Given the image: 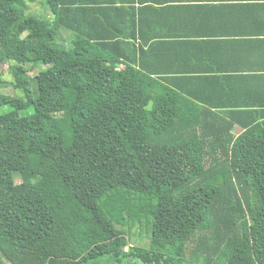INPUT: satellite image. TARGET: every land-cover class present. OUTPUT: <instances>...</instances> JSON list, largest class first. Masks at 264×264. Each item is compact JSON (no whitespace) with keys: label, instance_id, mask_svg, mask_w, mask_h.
Listing matches in <instances>:
<instances>
[{"label":"trees","instance_id":"16d2710c","mask_svg":"<svg viewBox=\"0 0 264 264\" xmlns=\"http://www.w3.org/2000/svg\"><path fill=\"white\" fill-rule=\"evenodd\" d=\"M42 1L49 23L0 0L24 94L0 93V264H264V93L221 65L224 31L198 32L206 7ZM149 210L153 247L130 246L115 223Z\"/></svg>","mask_w":264,"mask_h":264},{"label":"crops","instance_id":"0c3cea01","mask_svg":"<svg viewBox=\"0 0 264 264\" xmlns=\"http://www.w3.org/2000/svg\"><path fill=\"white\" fill-rule=\"evenodd\" d=\"M175 1H177L176 8L185 5L206 7L197 10L198 17L199 14H203L208 19L206 24L201 23L198 25V32L208 33L211 36H215V33L221 31L226 33V39L223 40H228V58H224L221 65L223 67L227 66L228 71L232 74L239 73L242 78L249 81L247 91L250 99L262 97L264 93V0H195L192 3L181 2V0ZM217 4L238 5L239 7L231 10L235 16L234 21L228 18L227 24L215 23L213 18L215 13L210 8ZM177 11L178 14L182 15V10L177 9ZM201 36L207 38V34ZM219 45L227 46V43L222 42ZM183 54L185 55V53ZM180 63H185V61ZM200 64L201 67L205 68L209 65L208 62L201 63V61ZM243 133L240 128H236L238 140Z\"/></svg>","mask_w":264,"mask_h":264},{"label":"rangeland","instance_id":"374dc122","mask_svg":"<svg viewBox=\"0 0 264 264\" xmlns=\"http://www.w3.org/2000/svg\"><path fill=\"white\" fill-rule=\"evenodd\" d=\"M23 9L26 14L34 15L40 20L49 23L53 20V14L48 8L47 4L42 0H24ZM62 43L66 46L72 44V40L75 37V34L69 30H61ZM3 52L0 50V93L11 96H24L23 92L16 89L14 86V77L11 72L12 63L5 60ZM45 68L44 66L37 65H28V69L30 71V76L34 80L38 75L40 70ZM34 112V108L31 107L26 111H22L21 115H28ZM64 115L59 114L58 117L62 118ZM65 128V145L67 148L72 145V133L70 129V124L66 122ZM21 176L16 175L15 181L17 183L21 182ZM151 211L149 210L146 216H142L139 218L132 219L129 224L122 225L120 223H115L116 229H118L121 233H123L126 237L127 243L130 246H138L143 248H152L153 242L151 240V228H152V219H151ZM4 264H9L6 260H4Z\"/></svg>","mask_w":264,"mask_h":264},{"label":"water","instance_id":"95a60500","mask_svg":"<svg viewBox=\"0 0 264 264\" xmlns=\"http://www.w3.org/2000/svg\"><path fill=\"white\" fill-rule=\"evenodd\" d=\"M126 249L128 250V247Z\"/></svg>","mask_w":264,"mask_h":264}]
</instances>
